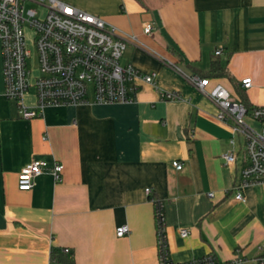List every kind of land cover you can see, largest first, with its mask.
Returning a JSON list of instances; mask_svg holds the SVG:
<instances>
[{
  "label": "crops",
  "instance_id": "1",
  "mask_svg": "<svg viewBox=\"0 0 264 264\" xmlns=\"http://www.w3.org/2000/svg\"><path fill=\"white\" fill-rule=\"evenodd\" d=\"M69 4L135 36L139 44L128 43L120 63L154 72L158 89L180 99L161 100L158 89L138 82L131 102L46 106L23 119L3 94L0 58V264H157L150 198L162 205L174 263L264 253V186H246L243 201L233 198L242 160L225 165L221 154L237 145L189 80L207 78L246 107L264 106V0ZM212 61L225 75L210 72ZM244 77L248 88L240 85ZM22 101L34 108L31 88ZM33 160L62 164L60 181L43 170L29 189H18V172ZM120 225L128 231L117 237Z\"/></svg>",
  "mask_w": 264,
  "mask_h": 264
},
{
  "label": "built area",
  "instance_id": "2",
  "mask_svg": "<svg viewBox=\"0 0 264 264\" xmlns=\"http://www.w3.org/2000/svg\"><path fill=\"white\" fill-rule=\"evenodd\" d=\"M28 2L35 6L25 7ZM151 30V24H143L144 34H150ZM128 43L139 44L135 36L62 0H0L3 94L15 101L18 116L23 119L38 116L46 106L131 102L138 82L158 89L154 72L141 74L131 65L120 63ZM220 53V48L213 51L214 55ZM189 80L214 105L212 117L227 125L229 144L237 145L236 150L221 154V158L225 165H234L240 156L242 164L232 189L233 198L243 201L242 188L264 186V106L246 107L232 99L221 84L209 86L207 78L191 76ZM250 83L249 77L240 80L242 88H248ZM30 88L34 108L22 101ZM159 97L166 101L180 99L173 91L159 90ZM171 164L177 170L181 168L178 161ZM43 170H48L54 181H60L62 164L53 162L48 166L43 160H33L18 172V189H29L32 177ZM145 193L149 194L150 189L145 188ZM150 201L157 264H217L211 255L185 263L172 262L168 258L162 205L155 198ZM127 231L126 225H120L114 234L120 237ZM177 232L180 237L188 233L185 228ZM258 249L261 251L262 246ZM63 252L68 253V249L64 248ZM248 262L264 264V255L244 259L235 254L222 264Z\"/></svg>",
  "mask_w": 264,
  "mask_h": 264
},
{
  "label": "trees",
  "instance_id": "3",
  "mask_svg": "<svg viewBox=\"0 0 264 264\" xmlns=\"http://www.w3.org/2000/svg\"><path fill=\"white\" fill-rule=\"evenodd\" d=\"M214 55V54H213ZM210 72L213 74V75H225V72H223L221 66L216 63V62H213L211 63V67H210ZM57 255L56 253H52L51 254V261H55L57 260ZM262 255H264V253H262ZM65 256V255H64ZM69 262L71 263L70 259H69Z\"/></svg>",
  "mask_w": 264,
  "mask_h": 264
},
{
  "label": "rangeland",
  "instance_id": "4",
  "mask_svg": "<svg viewBox=\"0 0 264 264\" xmlns=\"http://www.w3.org/2000/svg\"><path fill=\"white\" fill-rule=\"evenodd\" d=\"M65 2H68V3H73V4H78L81 0H63ZM35 5L33 3H26L25 4V7H34Z\"/></svg>",
  "mask_w": 264,
  "mask_h": 264
}]
</instances>
